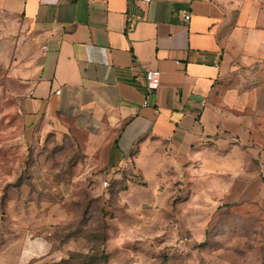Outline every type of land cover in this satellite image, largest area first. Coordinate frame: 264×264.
Here are the masks:
<instances>
[{
	"label": "crops",
	"instance_id": "obj_1",
	"mask_svg": "<svg viewBox=\"0 0 264 264\" xmlns=\"http://www.w3.org/2000/svg\"><path fill=\"white\" fill-rule=\"evenodd\" d=\"M148 69L161 72L153 95ZM0 101L7 172L67 205L7 202L16 227L40 231L9 245L34 264L99 238L69 237L85 217L71 205L105 180L125 188L105 216L108 253L148 247L158 219L179 234L264 207V0H0ZM51 138L77 157L61 179L50 161L25 164Z\"/></svg>",
	"mask_w": 264,
	"mask_h": 264
},
{
	"label": "rangeland",
	"instance_id": "obj_2",
	"mask_svg": "<svg viewBox=\"0 0 264 264\" xmlns=\"http://www.w3.org/2000/svg\"><path fill=\"white\" fill-rule=\"evenodd\" d=\"M71 148L67 143L51 138L41 145L39 156L27 157L25 164L28 166L31 161L38 164L50 161L59 167L61 172L57 177L61 179L64 166L67 167L77 159L68 151ZM5 163L4 159H0V264H34L44 258L23 259L24 254L14 251L9 245L24 235L35 236L40 231L32 234L34 231L29 227H16L14 223L18 221L9 217L7 202L18 203L23 199L29 213V205L36 200L38 203L55 202L66 207L62 204L65 197L31 184L29 180L32 175L28 172L14 176L7 172ZM122 191H125L124 187L114 186L109 192H102L99 197L94 195L93 189H85L75 195L76 199L71 205L73 212L85 217L76 221L74 232L69 237L93 235L99 238L91 239L82 252L63 253L62 259L54 264H63L68 260L82 264H108L111 261L115 264H264V207L253 205L230 206L210 220L200 219L193 230L179 234L176 230L171 233L162 232L163 228H171L166 226V220L158 219L156 224L159 230H155V235L151 234L148 238V247L137 246L133 252L130 250L125 254L120 249L108 253L103 246L106 243L105 231L112 222H108L105 216L121 211L118 200ZM13 211L21 212L22 206L14 205ZM58 230L59 234L63 233L62 229ZM64 238L61 235L57 239L61 243Z\"/></svg>",
	"mask_w": 264,
	"mask_h": 264
},
{
	"label": "built area",
	"instance_id": "obj_3",
	"mask_svg": "<svg viewBox=\"0 0 264 264\" xmlns=\"http://www.w3.org/2000/svg\"><path fill=\"white\" fill-rule=\"evenodd\" d=\"M150 1L151 0H144L145 3H149ZM182 17L185 22H188L191 19V15L188 13H184ZM145 79H146V87H147L148 95L155 94L161 86V72L156 69H148L146 71ZM147 105L148 102L145 101V106ZM102 186L105 189L109 188L110 187L109 181L108 180L103 181Z\"/></svg>",
	"mask_w": 264,
	"mask_h": 264
},
{
	"label": "trees",
	"instance_id": "obj_4",
	"mask_svg": "<svg viewBox=\"0 0 264 264\" xmlns=\"http://www.w3.org/2000/svg\"><path fill=\"white\" fill-rule=\"evenodd\" d=\"M111 188H112V185L110 184V187L107 188L106 190L110 191ZM70 262H74V261H71V260H70ZM63 264H68V261H67V262H64ZM75 264H82V263H75Z\"/></svg>",
	"mask_w": 264,
	"mask_h": 264
}]
</instances>
